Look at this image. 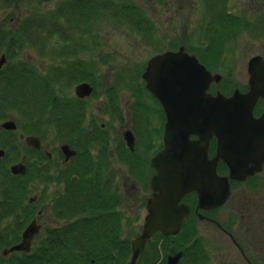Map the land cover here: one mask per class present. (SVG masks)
Segmentation results:
<instances>
[{"label":"rangeland","instance_id":"374dc122","mask_svg":"<svg viewBox=\"0 0 264 264\" xmlns=\"http://www.w3.org/2000/svg\"><path fill=\"white\" fill-rule=\"evenodd\" d=\"M259 2L210 0L206 3L204 0H181L173 5L162 4V0H0V32H10L18 47V51L14 50L16 53L13 58L10 56L12 59L6 49L0 51V59L3 55L6 57L0 72L6 65L20 67L27 63L26 67L31 66L33 72L39 73V78H36L39 83L46 80L44 76H54L57 84L52 83L53 88L56 95L66 100V107L68 101L74 100L77 83L87 79L84 78L87 76L93 82L95 92L88 103L86 124L95 123L108 131L107 148L100 149L101 146H96L91 152L97 159L96 167L101 163L106 167L105 171L110 169L106 174L114 175L115 191H122L120 193L123 195L119 196L125 197L121 199L122 204L112 205V210L107 212V217L117 214L118 211L123 214L118 236L128 237L131 244V252L124 264L132 259V241L142 233L148 214L146 201L151 197L150 178L153 173L150 158L161 147V139L160 144L157 142L159 146H155L156 149L152 144L153 138L157 140L153 128H160L159 136L162 138L165 123L160 114H155L154 111H160L161 107L147 94L141 78L139 81L143 82L142 96L137 95L136 91L140 86L136 73L141 76L152 56L175 49L173 47H193L198 54L199 46H232L238 50H227L226 61L229 64L224 62V66L223 63L219 64L220 68L217 65L213 67L214 73L223 75L222 83L214 85V90L220 89L226 95L235 93L237 89L245 91L249 80V58L264 52V15H257L262 12L258 10ZM219 13L222 18L218 17ZM227 15L240 18L241 24L245 23L247 26L243 28L239 19H228ZM254 21L257 22L256 27L252 26ZM223 26L229 32L236 28V31L230 32L234 33V37L227 39V30ZM218 27L223 29V37L216 29ZM231 55L235 58V65L231 64ZM208 62L212 61L208 59ZM74 65L83 70L79 76L72 74L71 67ZM57 74L61 75L62 83L56 79ZM72 75L76 78L70 77ZM3 83L7 84L6 81ZM5 90L6 88L0 86V92ZM112 104L113 112L110 110ZM10 118L15 126L18 125V129L0 130V147L7 151L5 159L0 160V167L12 161L15 156L12 149L21 154L27 152L25 143L20 141V133H25V128L42 122L45 128L41 133H44L46 139L43 147L54 154L53 161H49L45 155L43 157L31 153L29 163L38 162L49 166L52 175L61 181L55 179L51 182L53 179L48 181L44 175L34 178L30 174L27 181L23 182L14 180L10 173L7 175L0 172V264H16L15 260L22 253L11 251L5 256L3 251L19 245L30 225L34 224L39 230L33 236L31 250L23 251L25 253L35 251L48 243V229H60L77 218L66 215L67 208L60 209L57 206V200L64 195L61 191L66 183L65 178L71 181L74 175L71 166L73 162L62 165L59 148L60 144L73 138L60 126L56 128L49 122L46 123L40 115L37 117L28 109H20L9 100L0 101V125ZM132 124L136 131V156L132 159H142L147 166L142 175L139 166L144 165L142 162L137 165L139 176L133 174L130 167L117 158L118 148L123 145L122 131ZM148 132L152 136H147ZM128 154L131 157L129 152ZM102 155L106 158L101 159ZM244 160L248 162V159ZM251 173L252 171L243 177L239 174L238 177L243 179ZM59 174H62L60 178L57 176ZM10 186H15L18 190L13 193ZM238 198L250 211L257 206L260 209L264 206V192L245 191ZM238 204L239 202L233 200L227 207L215 213L216 222L197 219L193 240L197 238L202 248L205 243L209 249L208 257H205V261L202 257L201 264H251L244 252L234 245L229 235L218 225L221 222L229 232L242 226L243 222L238 213L237 218L231 219L232 221L228 217V212L232 207L237 208ZM45 213L48 217H45ZM115 222L117 223V217L112 216L113 226ZM155 235L152 238L154 240ZM147 246L148 244L146 248ZM179 252L183 254L181 250L176 254Z\"/></svg>","mask_w":264,"mask_h":264},{"label":"water","instance_id":"95a60500","mask_svg":"<svg viewBox=\"0 0 264 264\" xmlns=\"http://www.w3.org/2000/svg\"><path fill=\"white\" fill-rule=\"evenodd\" d=\"M6 57L0 59V68ZM262 64V66H261ZM264 61L253 60L250 72V90H237L226 96L208 92L210 84L220 76L202 65L198 59L185 52L168 51L154 56L147 65L144 78L147 87L159 98L166 113L164 149L152 160L157 173L152 177V196L148 199L149 213L145 218L142 233L132 241V259L136 264L145 251L147 242L156 233L176 235L184 220L190 214V206L184 198L196 192L198 208H210L224 203L230 193L227 177L218 176L216 168L221 159L230 166L231 177L250 172L247 161L243 160L246 150L264 148V114L256 118L254 107L260 96H264ZM90 84L76 87L78 96L85 97L92 92ZM4 126L15 128L14 122ZM191 135L199 139L192 140ZM213 136L219 137V150L213 159L208 158V144ZM35 139L39 146V139ZM126 140L131 148L135 143L134 134L129 130ZM256 142H258L256 144ZM255 143V144H254ZM68 157L75 153L69 146L64 147ZM3 152L0 151V156ZM15 174H24L26 166L18 163L12 166ZM39 228L30 225L23 241L5 250L30 251L32 239ZM182 256L179 252L169 256L170 264H177Z\"/></svg>","mask_w":264,"mask_h":264},{"label":"trees","instance_id":"16d2710c","mask_svg":"<svg viewBox=\"0 0 264 264\" xmlns=\"http://www.w3.org/2000/svg\"><path fill=\"white\" fill-rule=\"evenodd\" d=\"M212 41L214 40L212 39ZM2 49H6L10 59L18 51L15 38L10 36V32H0V51ZM4 70L7 72L0 75V86L6 90L0 92V101L9 100L12 105H16L20 109H28L37 117L40 115L43 117L42 119L46 120V123L49 122L56 128L60 126L68 131L70 137L73 138L67 140L72 144L76 140V136H80L83 142L87 143L81 149L83 155L85 153L90 155V149L94 148L95 142L106 144L105 137L96 139L90 136L88 130L83 129L85 119L83 110H79L77 107L76 109L75 106L63 108L61 104H58L59 96L56 95L53 88L54 84H57L56 81L54 84L52 81L49 83L46 80L39 83L36 80L39 77L31 74L29 67L24 65L20 67L7 66V69ZM73 77L75 78V76ZM133 78L135 79V77ZM3 81H6L7 84H4ZM136 93L141 94L142 90L139 89ZM43 127L42 122H37L31 129L43 136L44 133H41ZM126 153L122 154L121 152L122 160L129 165L133 174L139 175L136 168L140 162L136 161V158L132 159L135 156L131 154V157L129 154H127V158L124 157ZM97 164L94 161L89 162L82 159L75 161L73 170L80 176V180L76 184L68 182L67 195L64 194L57 200V206L67 208L66 215L77 218L60 229H48L46 238L48 243L30 253H22L15 260L16 264H124L131 252V244L128 237L118 236L123 214L118 211L117 214L107 217V212L113 208L111 206L115 205V202L118 205L119 201L115 195L109 194V185L102 186L101 182L105 177L104 167L100 168L101 165L96 167ZM33 174V177L37 178L36 172ZM41 175L44 174L39 171L37 176ZM94 184L96 185L94 186ZM85 187L86 191L81 193ZM10 188L14 190L13 193L18 190L15 186H10ZM106 200L112 203L108 204ZM112 216L117 217L115 226L111 223ZM195 234L194 225L187 222L181 233L175 236L158 234L155 236L156 240H149L146 251L141 255L137 264H168V255L180 250L183 251L182 261L184 264H201L203 248L197 238L196 241L193 240Z\"/></svg>","mask_w":264,"mask_h":264},{"label":"flooded vegetation","instance_id":"af4514ba","mask_svg":"<svg viewBox=\"0 0 264 264\" xmlns=\"http://www.w3.org/2000/svg\"><path fill=\"white\" fill-rule=\"evenodd\" d=\"M180 1L181 0H164V1L162 0V4L166 3V4L175 5L176 3H180ZM204 1L206 3L210 2V0H204ZM217 1L223 2V0H217ZM255 1H257V4H258V0H255ZM259 1H260L259 2L260 5L258 6L259 7L258 10H260L262 12H260V14H257V15L260 16V15H264V0H259ZM218 17L222 18V14L219 13ZM226 18L235 19V20L239 19V23L241 24L240 18H236L235 16L231 17V16H228V15L226 16ZM256 24H257L256 21L252 22V26L253 27H256ZM241 26L243 28H245L247 26V24L242 23ZM226 27L230 28L229 26H226ZM223 29H225L224 26H223ZM223 29L220 28V27L217 28L219 34L222 37L224 36V34L221 33L223 31ZM235 29L232 30V31H236ZM225 30H227V29H225ZM232 31H230V32H232ZM230 32H229V30H227V34H226L227 39L231 38L232 36L234 37V33H230ZM173 48H175V49H168V50L160 52V53H158L156 55H159V54H162V53H165V52H168V51L178 52L182 48V46H180L178 49H176L177 47H173ZM183 49L189 55L195 56L202 65H204L208 70H210L212 72V75L220 76V79L218 81L216 80V78L213 80V82L210 84L208 92H210L213 95H216L219 92L224 94V92H222L220 89L214 90V85L222 83L223 75L214 73L213 72V70H214L213 67H214V65L215 66L217 65L220 68L219 64H221V63H223V66H224L225 63L229 64V63H227L228 60L226 61V53L228 51L229 52L230 51H232V52L237 51L238 48L237 47L234 48L232 46L217 47L216 45L205 46V47L199 46L197 48L198 54L194 52V51H196V49H194L193 47H190V48L188 47V49H186V47H183ZM156 55H154V56H156ZM154 56H152L147 61V65H148V62ZM231 57L232 58L230 59V61H231V64L233 65L235 63V62H233L235 58L233 57V55H231ZM256 58H259L260 62H263L264 61V52L261 53V54H256V55L252 56L251 58H249V61H248L249 80H248V84H247L248 86L245 89V91L237 89V90H239L242 93H246V92H248L250 90V80H251V77H252L250 69H251V64H252L253 60L256 59ZM208 59L211 60L213 63L210 62L211 63L210 64L208 62ZM29 64L31 65V63H29ZM22 65H24V64H22ZM27 65L28 64L25 63V66H27ZM147 65L145 66V69L142 72L141 76L139 75V73L138 74L136 73V79L139 82V86H140L138 89H140V90L142 89V83L144 82V84H145L144 87L147 89V94H149V96L152 97L156 101V103L158 105H160V107H161L160 111H157V112L154 111L155 114H160V116H162V118L165 120L164 129L162 131V138H160V136H159L160 132H161L160 128L159 127L153 128V130H154L153 133H156L157 140L153 138L152 144L154 145V148H155V146L157 148V145H158V143L160 144V139H161V147L158 145L159 147H158L157 151L150 158V164H151V168L153 170V173H152L151 178H150V187H151L152 177L157 173L156 168L152 165V160L159 152H161L164 149V145H165L164 144L165 125H166L167 117H166V113H165V111L163 109V106H162L159 98L147 87V81L144 78V74H145ZM7 66H9V65H6L5 69H7ZM261 66H262V64H261ZM30 67H29V69H30ZM71 69H72V74L73 75H77V76H79L81 74V72L83 71L77 65L72 66ZM5 72H7V70H2L0 72V75L5 73ZM30 72H31V74H33V75H35L37 77L39 76V73L33 72V70H31ZM45 73L47 74V71ZM73 75L70 76V77H73ZM54 78H55L54 76H52V77L51 76H44V79H46V81L49 82V83H51V81H52V83H54L56 81ZM57 78L59 79V82L62 83L61 75L57 74ZM84 78H87V79H83L81 82H79V84H81V83L90 84L92 89H93L91 94L90 95H86L85 97H80V96H78V94H77V92L75 90L76 93L74 94V96H75L74 100L73 101H68L69 102L68 103V107H66V105L64 103V101H66V100H64V98H62V97H59L58 104H61V107H63V108H70L71 106H75V108L77 107L79 110H83L82 113H83V115L85 117L84 123H83L84 124L83 128L85 130H88V133L90 134V136H92V137H94L96 139L103 138V137H105V140L107 139L106 140V144L105 143L104 144H100L98 142H95L93 147L98 146L100 148V146H101L100 149H103V148L105 149L108 146V140H109L108 131L107 130L104 131L103 127H99L95 123L86 124L87 107H88V103H89L90 98L92 97V95H94L95 88H94L93 82H91L90 79H88V76L84 77ZM139 78L143 79V82L140 83ZM79 84L77 83L76 86H78ZM138 94L139 93H137V95ZM233 94L234 93H232L230 95H226V94L225 95L226 96H231ZM140 95L142 96V93L139 94L138 96H140ZM112 106L114 107V105L112 104L110 106V110L113 112L114 108ZM81 107H83L84 109H82ZM141 113H143V112L141 111ZM263 114H264V96H260L258 98L256 104H255V107H254V115H255L256 118H259ZM122 117H119V118L123 119ZM8 122H13V121L10 118V119L6 120V123H8ZM6 123H4V124H6ZM131 123H133V122H131ZM4 124L0 125V130L2 129V130H6V131H16L18 129V125L17 124H16L15 128H8V127L4 126ZM44 128L45 127H43L42 130ZM24 130H25V133H20L19 137H20V141L25 143L26 146H24V147L27 149V152L21 154L18 150L12 149V151H15L14 158L11 159L12 160L11 162H7L3 166H1L0 167V172L3 171V173L7 174V175L10 173V176H12L14 180L27 181V177L30 174L33 177V175H34L33 172H36L35 176H37L39 174V171H40L41 174L43 173L45 175L44 177L48 181L52 180V179L53 180L51 182H53L55 179H57L58 181H61L60 179H58V178H56L55 176L52 175L49 166L47 167V166L38 164V162H34L32 164L29 163V160H31V157H30L31 153L40 154L43 157L46 156L49 161H53L52 157L54 156V154L51 151H49L48 149H45L43 147V142H44V140H46L45 137L41 136L39 133H36V131H34L31 128H25ZM129 130H131L132 133L134 134V138H135V142H136L135 125L132 124L131 126L127 127L125 130L122 131V139H123L122 143H123V145H122V148H118V151H117V158H118V160L120 162H123V163H125V161L122 160L121 152H122V154H125L127 152L124 157L127 156L128 152L131 155L136 156L135 143H134L133 148H131L129 146L127 140H126V134H127V132ZM148 135H151V133L148 132L147 136ZM32 138H38L39 139V141H40L39 146H36L35 141H34L35 139H32ZM190 138L192 140H196V139H199V136L198 135H191ZM260 138L264 139L263 136H260ZM86 140L89 141V139H86ZM257 143L258 142H256V144ZM86 144H87L86 141L83 142V139H81L80 136H76V140L73 142V144L71 142H69V141L60 144V148L59 149H60V154H61L62 165H65V164H67L69 162H73V164L71 166L74 168L75 167V165H74L75 161H80L81 159L84 160V161H89V162L94 161V163H95V160H97V159H96L95 155L92 154L91 149H90V155H87L88 153H85V155H83V152L81 151V149H83L86 146ZM65 146H69L71 151L73 150V151H75V153L68 157L67 153L64 150ZM208 146H209V148H208V155L207 156H208L209 159H213V158H215V156L217 155V152L219 150V137L218 136H213L210 139V142H209ZM11 148L12 147H10V149ZM41 150H43L44 153ZM244 150H245L243 152L244 157L242 159L243 160L244 159H246V160L248 159V162H249L248 168H249L250 171H252V173L249 174L248 176H246V178H243V179L240 178V177L232 178L231 175H230L231 170H230L229 164L224 159H221L218 162V164H217L216 171H217L218 176L227 177L229 179V182H230V194H229L228 199L224 203L219 205V206L210 207V208H198V204H199L198 194L194 191L191 194L187 195L184 198L183 202L187 203L190 206L191 211H190V214L184 220L183 226H182V228H181L179 233H181V231L183 230V227L185 226L186 222L187 223H192L194 225V227L196 228L197 219L198 218H201V219L207 220V221H215L216 222V220L214 218L215 217L214 215H216L215 213H218V212H220V210H222L225 207H227V205H229V203H231L233 200L237 201V202H239L237 208L231 206L232 209H231V211L228 212V214H229L228 217H229L230 221H232L231 219H236L237 218V214L236 213H238L239 216L242 219V222H243L242 226H240L239 228H236L235 231L229 232L228 230H225L226 228L221 224V222H218V225L222 229V231H224V233L226 232L229 235V237H230L231 241L234 243V245L236 247H239L241 249V251L244 252V256L248 259L249 262H251V264H264V206L261 207V209L259 208V206H257L255 208H253V211H250V209L246 207L245 203H243V202L240 203V201L238 200L239 199L238 198L239 194H243V192H245V191H252L254 193H259V192L263 193L264 192V148L263 149H258V150H255V149H253V150L244 149ZM0 151L3 152L2 156H0V160H3L7 156V151L5 149L1 148V147H0ZM19 157H20V159L18 160ZM104 158H106V157L105 156L103 157V155H102L101 159H104ZM36 159H39V158H36ZM105 160H103V162ZM136 161L141 163L142 159H138L137 160V158H136ZM20 162L25 164V166H26L25 174H14V173H12L13 164H15V163L18 164ZM125 164H127V163H125ZM145 164L143 163L144 166H142V165L139 166V168L141 169L140 173L142 175L144 174V172L146 170L145 167H147V166H145ZM99 165H101V166H99L100 168H102V166L104 167V165L101 164V163ZM105 170H106V167L104 168L105 177H104V179L101 182L103 184L102 186L104 187V185L106 184V186L109 185L108 187H110V188L113 187L111 189L108 188L109 189L108 190L109 194L115 195L118 198V201H119L118 205L122 204L121 203V199L123 197L122 198L120 197V196L123 195L122 193H120L122 191H119V190L115 191L114 175L106 174V172L108 170H110V169H107V171H105ZM245 173L243 172L242 174H240V176L243 177L245 175ZM64 174L65 173H63V176H64ZM142 175L140 177H142ZM57 176L60 178V176H62V174H59ZM64 178H65V176H64ZM65 180H66V183H65V185L63 187V190L61 192L66 195L67 190H68V182L70 180H67L66 178H65ZM79 180H80V176L78 174H76V172L74 170V175L72 176L71 182L76 184V183H78ZM47 182H46V184H47ZM87 182H89V180H87ZM95 185L96 184H94V186ZM151 190H152V193H151V196H152V194H153L152 187H151ZM84 191H86V187L81 190V193L84 192ZM148 199L146 201V208H147ZM107 202H108V204L112 203L109 200H106V203ZM115 205H116V202H115ZM45 207H43V208H45ZM147 210H148V208H147ZM41 213H44V212L42 211ZM148 213H149V211H148ZM46 216H47V213H45V217ZM45 219L49 220V218H45ZM50 219H51V217H50ZM160 234L164 235L163 233H160ZM156 235H158V234H156ZM153 236H152V238H153ZM169 236H171V235H169ZM173 236H175V235H173ZM5 250L3 251L4 254H5ZM15 252L16 253H25L23 251H15ZM208 252H209V249H208L207 245L204 243L203 244V253H202V257L204 259L203 261H205V259H206L205 257H208ZM175 254L176 253L168 255V257H167V263L168 264H170L169 261H168L169 256H173ZM6 255H8V253L5 254V256ZM182 256H183V254H182ZM182 256H181L180 260L177 262V264H180L182 262Z\"/></svg>","mask_w":264,"mask_h":264}]
</instances>
